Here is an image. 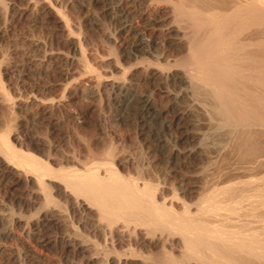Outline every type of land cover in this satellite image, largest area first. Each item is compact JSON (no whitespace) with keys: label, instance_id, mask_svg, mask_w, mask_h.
Here are the masks:
<instances>
[{"label":"bare ground","instance_id":"obj_1","mask_svg":"<svg viewBox=\"0 0 264 264\" xmlns=\"http://www.w3.org/2000/svg\"><path fill=\"white\" fill-rule=\"evenodd\" d=\"M73 3L0 0V44L32 22L49 27L48 43L57 49L20 64L13 49L0 52V240L19 245L0 244V264H264V0H88L110 20L132 17L102 35L113 59L109 76L95 64L97 50L86 49L95 23L84 16L89 27L75 25ZM84 3L77 8L86 9ZM141 24L165 25L151 29L148 43L160 38L177 57L161 62L151 50L135 62L133 41L121 35L138 36ZM19 67L57 83L25 84L27 96L18 97ZM78 74L83 78L72 81ZM91 98L111 108L134 102L142 123L153 119L171 129L163 161L173 170L159 175L154 158L145 171L142 164L133 169L126 142L135 139L121 133L120 144L99 143L93 132L107 125L100 112L67 111ZM63 114L84 146L81 168L69 167L53 143ZM40 123L43 138L32 131ZM82 126L94 131L82 133ZM159 135L158 151L165 149Z\"/></svg>","mask_w":264,"mask_h":264},{"label":"rangeland","instance_id":"obj_2","mask_svg":"<svg viewBox=\"0 0 264 264\" xmlns=\"http://www.w3.org/2000/svg\"><path fill=\"white\" fill-rule=\"evenodd\" d=\"M68 1V0H67ZM70 1V3H73V4H75L74 6V10L76 11V13H78V16H79V18L81 19H76V22L74 23L75 25H76V23H77V25L79 24V25H81L82 27H89L87 24H89V23H87V22H85V20H86V17L87 16H89L90 17V19L92 18V21H91V23H95L94 24V26H93V29L95 30V33H96V35L94 34L93 35V37H91V43H88L87 44V47H86V49L88 50V49H92V50H88V52L90 51V53L92 54V55H99V56H95L96 57V61H95V64H96V66H98L99 65V67L100 68H102V69H104L105 71L107 70V76H109V70H110V63L112 62V55H111V52L108 50V43L106 42V39H104L103 37H102V35L104 34V35H106L107 34V32L105 31V28H107V30L109 29L110 30V32L112 33L113 31H116L117 29L118 30H120L123 26H125V25H127V24H129L130 22V19H132V17H128V18H120L119 20H117V21H113L112 19L110 20V18H108V16H106V15H103V14H101V8H102V5L101 4H99V5H97V6H94L92 3H89L88 4V0H85V5H87V8L86 9H82V11H81V9H79V8H77V6H80L79 4L77 5V3L80 1V0H69ZM71 1H73V2H71ZM75 1H76V3H75ZM108 3V2H107ZM107 5V4H106ZM109 5L110 6H112L113 5V3H111V4H108L107 6L109 7ZM107 6H105V7H107ZM93 9V10H92ZM93 13H94V15H93ZM97 15V16H96ZM84 16H86V17H84ZM96 16V17H95ZM107 17V18H106ZM95 18V19H94ZM130 18V19H129ZM85 19V20H84ZM78 21V22H77ZM81 21V22H80ZM83 21H84V23H83ZM97 23V24H96ZM111 24V25H109L108 26V24ZM99 24V25H98ZM41 25V26H40ZM109 28H108V27ZM85 27V28H86ZM99 27V28H98ZM139 28L138 29H136L137 31V33H138V36H134L132 33H123L122 35H121V37H123V35L125 36L124 38H125V40L127 41V42H132V54H133V57H136V59H135V62L136 61H138V59L141 57L142 59L143 58H145L146 57V54H147V56H148V52H146V51H151V52H153L154 51V53L152 54L154 57L155 56H157V59H159V61H161V62H164L165 60H170V59H173V57L175 56V55H173V54H170L168 51H167V49L165 48V46H164V43L160 40V38H158L157 40H155L153 43L151 42H149L148 43V41H149V33L151 32V29L153 30V27H152V25H150V24H148V25H143V24H141V25H139L138 26ZM150 27H152V28H150ZM164 27H166L165 25L164 26H156V28L154 29V30H156L155 32H158V31H160L161 29L160 28H164ZM49 27H47L46 25H42V24H34V23H32V22H28L26 25L25 24H23V25H20V26H17V27H15L14 29H13V33L12 34H9V36L7 37V42L8 43H2V44H0V52L3 54V53H7V51L8 52H10V51H13V57H15V60L16 61H19V62H17V64H20L21 62H30V61H37V60H39V58H42V56L45 54V52H44V50L46 51V53H49V50L50 51H52L53 49V51H56L57 49H56V46L55 45H51L50 43H48L49 42V40H48V36L50 35L49 34V29H48ZM86 28V29H87ZM97 29V30H96ZM115 29V30H114ZM160 29V30H159ZM102 32H101V31ZM153 30V31H154ZM144 31H146V32H144ZM106 32V33H105ZM109 32V31H108ZM145 34H143V33ZM102 33V34H101ZM141 35H140V34ZM126 34V35H125ZM132 34V35H131ZM147 34V35H146ZM11 36V37H10ZM31 37V38H30ZM141 37V38H140ZM147 37V38H146ZM13 38H17V39H13ZM19 38V39H18ZM126 38H128V39H126ZM132 38V39H131ZM136 38V39H135ZM22 39H24V40H22ZM31 39V40H30ZM101 39V40H100ZM134 39H135V41H134ZM143 39H146V40H144L143 41ZM21 40V41H20ZM27 40H29V41H27ZM20 41V42H19ZM103 41H104V43H103ZM138 41H139V43H138ZM143 41V43H141ZM163 43H161V42ZM19 42V43H18ZM33 42H38V43H40V49H37V50H35V49H32V50H34V51H28V47H31L32 46V43ZM47 42V43H46ZM31 43V44H30ZM48 44V45H46V49H44L45 48V44ZM102 43V44H101ZM134 44V45H133ZM136 44V45H135ZM146 44H148V45H150V46H148V48L150 49V50H148V48H147V45ZM28 46V47H27ZM50 46V47H49ZM98 46V47H97ZM104 46H105V48H104ZM130 46V45H129ZM135 46V47H134ZM16 47V48H15ZM25 47H26V49H25ZM52 47V49H50ZM89 47V48H88ZM97 49H96V48ZM106 47H107V49H106ZM156 47V48H155ZM137 48V49H136ZM13 49V50H12ZM107 51H106V50ZM6 50V51H5ZM16 50L18 51V52H22V51H24V53H25V55L24 56H21V57H19L20 55H18L17 57L15 56V53H16ZM48 50V51H47ZM95 50V51H94ZM96 50H97V52H96ZM100 50H102V51H100ZM100 51V52H99ZM105 51L108 53H105ZM94 52V53H93ZM97 54H96V53ZM0 53V54H1ZM19 53V54H20ZM102 53H104V54H102ZM111 56H110V55ZM34 57H35V59H34ZM102 57V58H101ZM105 57V58H104ZM175 57H177V56H175ZM22 58V59H21ZM108 58V59H107ZM140 58V59H141ZM156 58V57H155ZM161 58V59H160ZM33 59V60H32ZM101 59H103L104 61H102ZM139 59V60H140ZM98 60V61H97ZM107 60V61H106ZM164 60V61H163ZM100 61H102V63L100 62ZM110 61V62H109ZM142 61V60H141ZM97 62H98V64H97ZM101 65H100V64ZM103 64H105V65H103ZM139 65V64H138ZM106 66V67H105ZM104 67V68H103ZM108 68H109V70H108ZM20 69V67L18 68V69H16V68H13V79H14V81L15 82H17L18 81V85H19V87H18V92H17V95H18V93L20 94V95H18V97L20 96H22L23 98H24V96H27V91H26V85L25 84H29V83H36V82H41V84H47L48 85V82H49V85L50 84H54V83H57L56 81L53 83L52 81H53V78H49V76H48V78L47 77H45V75L43 74H41V75H36V76H32L27 70H25V69H22L21 68V70H19ZM24 70V71H23ZM28 72V73H27ZM38 76V77H37ZM82 76V75H81ZM81 76H80V74H78V75H75L74 76V78L72 79V81L73 80H75L76 79V81L75 82H77L78 81V79L79 80H81L82 78H81ZM25 78H27V79H25ZM29 78V79H28ZM39 78V79H38ZM26 81H27V83H26ZM20 83V84H19ZM22 84V85H21ZM23 87V88H22ZM20 91V92H19ZM49 95H47L46 96V98L48 99L49 97L51 98V97H53L54 96V93L53 92H51V93H48ZM94 100H96V101H94ZM87 99L86 100V102L84 101V103H81V104H79V105H82L81 106V109H80V106L79 105H77L78 107H75V104L73 103V104H69L68 105V107H67V111H69V113H71L72 115H76L77 113H75L76 111L78 112V116H80L79 115V113H80V110H82L83 108H84V106H88V107H91L92 108V111L93 112H95L94 114H98L99 112H100V116L103 118V119H105V123L107 124L106 125V131H104V133H100V134H98L99 132H97V130H95V132L97 133H95V132H93L94 131V129L92 128L91 129V127H88V126H85V127H83L82 126V129H81V132L82 133H84L85 132V134H88V133H92L93 132V134H94V137L95 138H98V140H99V138L101 139L100 141H99V143H106V142H108L109 140H111V141H113L115 144L117 143V144H120V143H122L119 139H116V138H119L120 136L121 137H123V136H127L128 137V139L129 140H134L135 139V141H127L126 143L128 144V146H129V149H128V147H127V149L129 150V152L127 151V154L130 156L131 155V157H130V160H131V158L133 157V160H134V162H136L135 164H133L134 162L131 160V162H133L132 163V165H134V167H133V169H137V167L139 166V168H140V165L142 164V167H141V169H143L144 171H145V169L147 168L146 166H147V164L146 163H150V161H151V163H152V161H153V158H154V161H153V164H152V167H154L155 168V170H157V172H158V174L160 175V174H163V173H165V172H167V173H169L170 171H172L173 170V166H172V163H166L167 162V158H168V156H169V150L171 149V145H172V138L170 137L169 138V136H173L172 135V132H171V129H162L161 128V126H160V121H156V120H153V119H149L148 121H145L144 123H142L141 122V118H140V116H139V114L137 113L138 112V104L136 105V104H134V102H121V104H116V105H114V106H117V107H109V105H108V103H106V102H101V101H99L98 99ZM98 101H99V103H98ZM83 102V101H82ZM93 102V103H92ZM96 102V103H95ZM92 103V104H91ZM84 104V105H83ZM91 105V106H90ZM94 105V106H93ZM74 106V107H73ZM124 106H125V108H124ZM70 107V108H69ZM72 107V108H71ZM100 107V108H99ZM120 107H121V109H120ZM68 108H69V110H68ZM76 108V109H75ZM110 108V109H109ZM114 108H115V110L116 109H120L119 110V112H117V111H115L114 110ZM71 109V110H70ZM74 109V110H73ZM76 110V111H75ZM72 111V112H71ZM99 111V112H98ZM136 111V112H135ZM102 112V113H101ZM118 113V114H117ZM124 113V114H123ZM126 114V115H125ZM135 114V115H134ZM71 115V116H72ZM114 115V116H113ZM128 115V116H127ZM65 116V117H64ZM78 116H74L73 118L74 119H78V121H76L79 125L80 124H82V120L80 119V117H78ZM105 118H104V117ZM120 116V117H119ZM139 116V117H138ZM126 117V118H125ZM63 120H60V122H63V123H60V125H59V130H61L60 131V133H59V135H58V137H56L54 140H53V143H55V145H57L58 146V149H59V151L58 152H60L61 151V153L62 152H64V155H65V160L68 162V166L70 167L71 166V164L70 163H73L72 165H76L75 167H77V168H81L80 167V165L78 164L77 165V161H78V163H80L81 161V159H83L84 160V157H83V155H85V152H84V146L81 144V143H79L75 138H73L74 137V135H73V132H72V126H73V124L70 122V120L71 119H69V118H67V114H63ZM62 118H60V119H62ZM68 119H69V121H68ZM76 119V120H77ZM107 119H109V120H107ZM67 120V121H66ZM151 120H152V122H151ZM66 121V122H65ZM80 121H81V123H80ZM122 121V122H121ZM65 122V123H64ZM137 122V123H136ZM68 123V124H67ZM108 123H109V126H108ZM159 123V124H158ZM40 124H41V126H40ZM39 125L38 124H36L35 126H34V128H33V133L36 135V136H39V137H41V138H43L44 136V133H45V129L43 128L44 127V123H40ZM63 124V125H62ZM72 126H71V125ZM114 124V126H112ZM83 125V124H82ZM137 125V126H136ZM139 125V126H138ZM141 125V126H140ZM109 128H108V127ZM37 127V128H36ZM143 127V128H142ZM84 128V129H83ZM87 129V131H85L86 129ZM140 128V129H139ZM142 128V129H141ZM71 129V130H70ZM108 129L110 130V129H112V131L110 130L109 132L110 133H108ZM113 129L115 130L116 129V131H117V133H115L114 134V132H116V131H113ZM136 130H137V132H136ZM36 131H37V133H36ZM40 131H41V133H40ZM44 131V132H43ZM90 131V132H89ZM122 131V132H121ZM135 131V132H134ZM169 132H171V133H169ZM40 133V134H39ZM110 134L109 136H106V134ZM112 133H113V137H115V138H113L112 137ZM118 133L120 134L121 133V135L119 136V137H117V135H118ZM138 133H139V135H138ZM141 133H144V134H141ZM102 134V135H101ZM104 134V135H103ZM129 134H131V135H129ZM135 134H137V136L138 137H135ZM158 134H160L159 135V137L160 138H162V139H164V143H165V145H164V148L167 150H165V149H163V150H159L158 151V149L156 148V139H157V135ZM164 134V135H163ZM171 134V135H170ZM41 135V136H40ZM142 135H144V137L142 136ZM162 135V136H161ZM167 135V136H166ZM72 136V137H71ZM98 136V137H97ZM100 136V137H99ZM105 136V137H104ZM155 136V137H154ZM157 136V137H156ZM166 136V137H165ZM70 139H69V138ZM104 137V138H103ZM108 137V138H107ZM112 137V138H111ZM120 137V138H121ZM138 140H137V139ZM144 138H146V139H144ZM155 138V139H154ZM167 138V141H169L170 139V141L169 142H167L165 139ZM151 139V141H149ZM153 139V140H152ZM75 140V141H74ZM104 142H103V141ZM107 140V141H106ZM117 142H116V141ZM119 140V141H118ZM136 140L138 141V143H143V144H137V142H136ZM140 140V141H139ZM144 140H146V142L144 141ZM62 141V142H61ZM153 141V142H152ZM154 141H155V143H154ZM166 141V142H165ZM75 143L76 142V145L75 144H73V143ZM78 142V143H77ZM135 142V143H134ZM148 142V143H147ZM170 142H171V144H170ZM67 143V144H66ZM125 143V144H126ZM131 144V146H130V144ZM126 144V145H127ZM168 144V145H167ZM70 145V146H69ZM78 145H79V147H78ZM139 145H141V148H140V150L138 149L139 148ZM144 145V146H143ZM81 146H83V147H81ZM148 146V147H147ZM166 146V147H165ZM73 147V149L72 150H74V148H75V150H77L78 151V153H77V151H76V153H77V155L79 156H77L76 157V155L73 157L72 155H73V153L71 152V148ZM154 149H153V148ZM143 148V149H142ZM150 148V149H149ZM83 149V150H82ZM148 149V150H147ZM63 150V151H62ZM142 150V151H141ZM151 150V151H150ZM155 150V152H153ZM66 151V152H65ZM147 151V152H146ZM84 152V153H83ZM140 152H142V153H144V154H140ZM157 152H159V153H157ZM67 153V154H66ZM131 153V154H130ZM157 153V154H156ZM83 154V155H82ZM138 154L139 155H141V156H138ZM147 154H148V156H147ZM154 154L157 156V161L155 160V156H154ZM67 155V156H66ZM138 156V158H137V156ZM164 155V156H163ZM143 156V157H142ZM153 156V157H152ZM159 156V157H158ZM161 156H163V157H161ZM73 157V158H72ZM136 158V159H135ZM145 158H147V160L145 159ZM160 158H162V159H160ZM76 161H75V160ZM150 159V160H149ZM152 159V160H151ZM163 159H164V161L166 160V162H164L163 161ZM73 160V161H72ZM82 160V161H83ZM159 160H161L160 162H162L161 164H160V162H159ZM157 162V163H156ZM159 162V163H158ZM75 163V164H74ZM144 163V164H143ZM136 164H138V165H136ZM155 164H157V166L155 165ZM160 164V165H159ZM163 164L164 165H166L167 167H164V168H162L163 167ZM162 165V166H161ZM137 166V167H136ZM157 168H156V167ZM74 167V166H73ZM144 167H145V169H144ZM138 168V169H139ZM166 168V169H165ZM162 169V170H161ZM165 169V170H164ZM167 169H169V170H167ZM160 170H161V172H160ZM135 173V170H132V173ZM160 172V173H159ZM133 173V174H134ZM136 174V173H135ZM160 178H162V175H161V177ZM171 196V193H168V197H170ZM7 206H8V204L6 205V203H3L2 204V206H1V210H2V208H3V210H2V214L4 215H8V213H9V206H8V208H7ZM8 211V212H7ZM7 212V213H6ZM12 240H8V241H3V240H0V244H5V245H9L12 249H15V248H19V245H17V243H16V245H17V247H16V245H14L15 244V242H11ZM12 243V244H11ZM103 244V241H102V243H101V245ZM12 245V246H11ZM17 249H15V250H17ZM54 254V253H53ZM51 256L53 257L54 255H52L51 254ZM54 257H56V256H54ZM16 261V262H15ZM13 263L14 264H26L27 262H25V261H20L19 262V260H15Z\"/></svg>","mask_w":264,"mask_h":264}]
</instances>
